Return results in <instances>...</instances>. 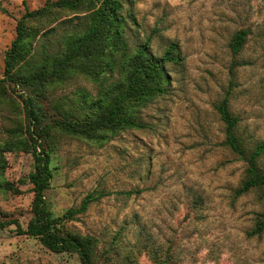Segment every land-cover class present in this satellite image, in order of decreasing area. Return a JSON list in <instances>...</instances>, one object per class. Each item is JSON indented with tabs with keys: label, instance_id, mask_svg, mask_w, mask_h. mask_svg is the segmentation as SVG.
Here are the masks:
<instances>
[{
	"label": "rangeland",
	"instance_id": "374dc122",
	"mask_svg": "<svg viewBox=\"0 0 264 264\" xmlns=\"http://www.w3.org/2000/svg\"><path fill=\"white\" fill-rule=\"evenodd\" d=\"M43 1L0 0V77L16 18ZM130 9L135 24L125 31L128 41L148 38L157 55L175 41L183 60L166 64L167 90L139 111L143 128L124 130L98 147L56 138L47 206L59 215L88 192L103 193L66 226L96 235L104 247L111 243L113 261L131 253L134 264H264V230L247 234L264 196H233L244 162L223 145L212 106L228 91L242 139L247 145L264 141V0H132ZM238 29L246 30V40L233 54L228 40ZM76 85L94 91L82 79ZM10 98L21 104L18 92ZM21 118L0 103V137ZM5 156L10 181L32 167L30 153ZM258 164L264 166V153ZM30 197L0 193V219L24 226ZM13 229L0 230V264L78 263L75 254L52 252Z\"/></svg>",
	"mask_w": 264,
	"mask_h": 264
},
{
	"label": "trees",
	"instance_id": "16d2710c",
	"mask_svg": "<svg viewBox=\"0 0 264 264\" xmlns=\"http://www.w3.org/2000/svg\"><path fill=\"white\" fill-rule=\"evenodd\" d=\"M131 2L44 0L33 9L25 8L16 18L14 36L3 52L0 103L21 113L22 118L0 137V193L29 192L31 197L25 225L4 218L0 230L13 224L16 235L35 238L52 252L73 253L77 264L134 262L131 253L119 261L111 260V243L104 247L96 235L66 226L103 193L88 192L78 206L59 215L47 206L44 192L51 178L50 159L58 148L56 138L71 137L98 147L124 130L143 128L139 111L167 90L166 64L177 65L183 60L175 41L167 43L158 55L149 50L148 38L139 43L128 41L125 31L135 24ZM246 34L244 29L231 34L228 47L233 54L242 48ZM233 67L231 64L229 72ZM79 79L91 84L94 91L76 85ZM11 92H18L21 104L10 98ZM228 99L225 91L212 106L222 124L223 145L244 162L233 196L254 191L262 197L264 166L258 159L264 153V141L246 144L237 131L239 119L231 113ZM7 152L31 154L32 167L23 177L5 178ZM22 183L25 189L20 188ZM263 230L264 209L255 214L247 234L258 236ZM168 256L166 253L162 261Z\"/></svg>",
	"mask_w": 264,
	"mask_h": 264
}]
</instances>
